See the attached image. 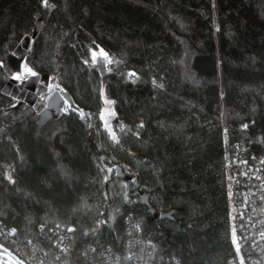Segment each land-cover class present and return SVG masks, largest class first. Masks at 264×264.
I'll use <instances>...</instances> for the list:
<instances>
[{"label": "trees", "instance_id": "trees-1", "mask_svg": "<svg viewBox=\"0 0 264 264\" xmlns=\"http://www.w3.org/2000/svg\"><path fill=\"white\" fill-rule=\"evenodd\" d=\"M22 61L73 107L40 123L37 98L10 127L28 102L4 91ZM225 142L264 155V0H0L2 224L38 244L71 227V264H106L102 251L128 240L179 264H228ZM117 164L176 220L130 198Z\"/></svg>", "mask_w": 264, "mask_h": 264}, {"label": "built area", "instance_id": "built-area-1", "mask_svg": "<svg viewBox=\"0 0 264 264\" xmlns=\"http://www.w3.org/2000/svg\"><path fill=\"white\" fill-rule=\"evenodd\" d=\"M113 62L112 54L107 56ZM100 61L99 56L93 59ZM28 78V77H27ZM85 111L83 118H90ZM229 205V238L235 257L228 264H264V155L247 153L239 144H224ZM73 229H48L38 244L17 229L0 222V243L14 254L18 264H71L69 251ZM124 247L105 248L99 257L106 264H179L174 257L157 256L153 249L128 240ZM89 258L93 259V248ZM93 264H95L93 262Z\"/></svg>", "mask_w": 264, "mask_h": 264}, {"label": "rangeland", "instance_id": "rangeland-1", "mask_svg": "<svg viewBox=\"0 0 264 264\" xmlns=\"http://www.w3.org/2000/svg\"><path fill=\"white\" fill-rule=\"evenodd\" d=\"M28 43L29 40L26 39L24 46L27 47ZM98 54L99 53L97 51H92V59L97 57ZM29 78L31 79L29 80ZM4 91L13 97L16 96L17 101L24 100V98L27 97L28 102L24 108H26V106L30 103L34 104L37 98L43 99V108L47 105H51L56 112L64 111L65 106H68V108L73 107L72 100L67 92L52 88L48 85V82L41 81L39 77H35L33 70H31V68L24 61L21 62L19 70L13 74L11 80L5 86ZM102 119L103 125L109 131L113 132L111 124L114 120V114L110 100H106L104 103ZM112 137L115 141L118 140V137H116L114 133H112ZM18 263L19 261L17 257L12 254L8 248L4 247L0 243V264Z\"/></svg>", "mask_w": 264, "mask_h": 264}, {"label": "water", "instance_id": "water-1", "mask_svg": "<svg viewBox=\"0 0 264 264\" xmlns=\"http://www.w3.org/2000/svg\"><path fill=\"white\" fill-rule=\"evenodd\" d=\"M26 39L30 40V37H26L24 39V41L22 43L23 46H24V42H25ZM24 47H26V46H24ZM33 112H34V107H33V104L30 103L24 109L23 115L19 119L13 121V123L10 125V127L21 123L22 121H24ZM54 112H56V110H54L51 105L45 106L37 114L38 122L45 123V122H48V121L52 120L55 117ZM81 120H82V122L85 125L87 124L85 119H81ZM124 130L128 131L129 130V126L128 125L125 126ZM114 175H115V178L117 180L131 183L132 190L129 192V197L133 198V199L134 198L137 199L138 204L140 206H144L146 208V212L149 215H151L154 219H160V220L170 219L171 220V219H174L173 216H175V215H177L179 213V210H174V209L168 210L166 212L158 213L157 210L151 205V203L149 201L150 193L149 192H142V190L140 189V184L138 182V179L132 177L129 174H127L123 170L121 165L117 164L114 167ZM167 233L168 232L163 230V228L161 226L158 227V229H157L158 236H162V235H165Z\"/></svg>", "mask_w": 264, "mask_h": 264}, {"label": "flooded vegetation", "instance_id": "flooded-vegetation-1", "mask_svg": "<svg viewBox=\"0 0 264 264\" xmlns=\"http://www.w3.org/2000/svg\"><path fill=\"white\" fill-rule=\"evenodd\" d=\"M157 212H158V213H162V212H166V211H157ZM175 217H176V215L173 216L174 219H171V220H170V219H165V220L155 219V220H156L157 222L166 223V222H168V221H171V222H172V221H175V220H176ZM159 226L162 227V225H158L157 228H158ZM162 228H163V227H162ZM163 230H164V228H163ZM165 231H166V230H165ZM162 236H163V235H162Z\"/></svg>", "mask_w": 264, "mask_h": 264}]
</instances>
